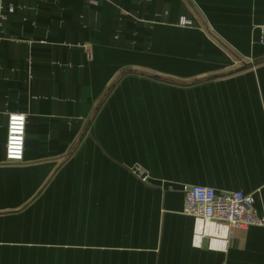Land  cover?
<instances>
[{
    "label": "crops",
    "instance_id": "obj_1",
    "mask_svg": "<svg viewBox=\"0 0 264 264\" xmlns=\"http://www.w3.org/2000/svg\"><path fill=\"white\" fill-rule=\"evenodd\" d=\"M2 5L0 264H264V226L211 248L183 212L191 184L264 216V0Z\"/></svg>",
    "mask_w": 264,
    "mask_h": 264
},
{
    "label": "built area",
    "instance_id": "obj_2",
    "mask_svg": "<svg viewBox=\"0 0 264 264\" xmlns=\"http://www.w3.org/2000/svg\"><path fill=\"white\" fill-rule=\"evenodd\" d=\"M3 18L0 0V21ZM179 23L183 26L192 25L184 17ZM260 28L259 42L264 45V22ZM26 121V114L13 112L8 115L5 149L7 163H19L24 159ZM135 171L143 180H147L148 176L139 168ZM183 192V212L195 218V235L199 244L204 237H208L211 248H225L236 229L264 226V216L256 209L252 194L241 191L221 192L210 186L191 184H184Z\"/></svg>",
    "mask_w": 264,
    "mask_h": 264
},
{
    "label": "water",
    "instance_id": "obj_3",
    "mask_svg": "<svg viewBox=\"0 0 264 264\" xmlns=\"http://www.w3.org/2000/svg\"><path fill=\"white\" fill-rule=\"evenodd\" d=\"M261 61H263V60L256 61L255 64H257V63H259V62H261Z\"/></svg>",
    "mask_w": 264,
    "mask_h": 264
}]
</instances>
